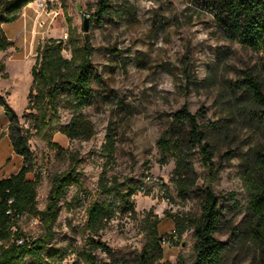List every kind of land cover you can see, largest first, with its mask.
Returning <instances> with one entry per match:
<instances>
[{
    "label": "rangeland",
    "instance_id": "rangeland-1",
    "mask_svg": "<svg viewBox=\"0 0 264 264\" xmlns=\"http://www.w3.org/2000/svg\"><path fill=\"white\" fill-rule=\"evenodd\" d=\"M100 1L45 0L44 10L35 1L16 22L0 24L11 43L0 50L4 66L0 98L29 138L33 154L29 177L41 179L39 209H45L52 177L68 171L72 157L81 175V187H70L60 202L54 239L48 245L61 254L52 258L44 254L46 264L72 263L69 251L78 254L87 247L85 211L105 199L99 188L102 179L108 186L137 191L131 199L134 212L124 213L118 205L96 237L113 255L97 251L99 261L135 264L154 230L170 238L174 232L178 235L177 222L185 227L199 217L205 191L211 188L222 217L217 239L225 248L224 264H264L248 231L249 180L257 155L264 153V106L249 82L256 83L264 96V53L227 40L201 0H111L107 15L98 22L93 17ZM71 33L81 40L90 38L92 62L102 84L93 86L95 102L83 111L96 135L89 141H71L56 133L53 142L63 149L58 151L35 136L25 116L39 48L49 39L61 40L64 56L70 59ZM183 107L200 113L213 165L207 168L200 151L193 150L187 160L193 169L180 190L176 161L165 160L158 143ZM71 119L69 111L61 112L63 125ZM8 129L9 120L0 107V140ZM149 179L162 181L155 187L158 194L139 191ZM21 226L30 230L26 221ZM34 231L45 234L42 228ZM194 247V232L186 229L164 246L163 259L156 264H176L179 257L191 264Z\"/></svg>",
    "mask_w": 264,
    "mask_h": 264
},
{
    "label": "trees",
    "instance_id": "trees-1",
    "mask_svg": "<svg viewBox=\"0 0 264 264\" xmlns=\"http://www.w3.org/2000/svg\"><path fill=\"white\" fill-rule=\"evenodd\" d=\"M36 0H0V24H11L17 21L23 10ZM111 0H101L97 13L93 18L101 22L107 15ZM204 9L214 18L224 37L237 42L243 47L258 53H264V0H201ZM91 18L90 20H93ZM71 58L64 56V43L61 40L49 39L39 48L36 62L31 70L32 86L28 97L26 111L29 112L28 122L35 131V136L58 151L63 149L53 142V136L59 133L69 140L89 141L96 131L93 123L83 113L95 102L93 86L101 85L102 78L95 71L92 57L94 48L86 35L82 40L71 33L69 41ZM11 47L7 37L0 27V50ZM4 66H0V73ZM4 79L7 76L3 77ZM249 87L264 106V96L260 87L253 81ZM9 120V138L16 155L23 158L21 170L8 179L0 180V264H46L44 254L50 258L60 256L57 249H50L49 243L54 239V227L59 217L60 202L65 198L70 187H81V175L77 171V162L72 157L71 165L65 173L52 177V186L44 210L39 209L38 190L41 179H27L33 169V154L29 148V138L20 126L19 119L0 98ZM69 111L72 119L68 125H63L61 112ZM200 113L192 114L186 107L173 115L169 128L159 140V148L163 158L172 157L176 161L175 176L180 190L186 183V175L192 172V165L187 160L191 152L198 149L204 165L211 168L213 155L205 143L206 136L199 125ZM111 143V142H110ZM104 200L92 203L86 210L88 221L85 231L89 233L87 247L78 251L81 263L78 264H113L99 261L95 252L111 254L105 244L96 237L106 228L107 222L115 215L118 205L123 212H134L131 203L137 188L128 191L120 190L118 186H108L103 179L99 184ZM250 211L252 222L249 224V235L258 245L264 257V153L256 157L251 178ZM111 198L114 201H110ZM84 200H86L84 198ZM10 201H12L10 203ZM83 199L80 198L82 203ZM12 210L15 215L35 218L45 231L31 247L18 246L16 239L23 236L21 229L12 232L17 227V219L12 220L7 212ZM187 226L177 222L178 236L186 229L193 230L195 247L194 259L191 264H224L225 248L217 239L222 225L219 202L211 188L205 191L201 206V215L187 221ZM154 228V227H153ZM163 237L153 231L150 238L136 257L135 264H156L163 259ZM155 255V256H154ZM63 260V257H60ZM115 264V262H114ZM176 264H188L184 257H179Z\"/></svg>",
    "mask_w": 264,
    "mask_h": 264
},
{
    "label": "built area",
    "instance_id": "built-area-1",
    "mask_svg": "<svg viewBox=\"0 0 264 264\" xmlns=\"http://www.w3.org/2000/svg\"><path fill=\"white\" fill-rule=\"evenodd\" d=\"M36 4H37V7L41 10H44L46 8L45 0H36ZM66 39H67V36H66ZM162 185H163V183L159 179H149L148 183H146L145 185L140 187L139 191L142 193H147L151 189L152 190V191H150L151 193H155V194L157 193L158 194V190L155 187L162 186ZM160 195L165 196V193L162 192V193H160ZM37 201L39 202V198L37 199ZM166 201H169V198H167ZM11 202L12 201H10V203ZM82 206L83 205H81V207ZM85 213H86V211H85ZM7 215L10 216V218L12 220L17 219V221H18L17 227H14L12 229V232L15 233L17 230L21 229V232L23 233V236L16 239V244L18 246L31 247L33 245V243L38 241V239L40 238L41 235L38 234L36 231H34L35 229L41 228L40 227L41 225H40V222L38 219L27 218L26 216L15 215L12 210H9L7 212ZM24 221H26L27 226L29 227L30 230L27 231V229L22 228L21 223H23ZM177 239H178V235H177V233L174 232V233H172V235H170V238L164 237L162 239V245H163V247L167 246L170 244V240L176 241ZM77 255H78L77 252L75 253L74 250H70L69 251V257H70V259H72L74 261L72 263L66 262L64 264H78V256Z\"/></svg>",
    "mask_w": 264,
    "mask_h": 264
},
{
    "label": "crops",
    "instance_id": "crops-1",
    "mask_svg": "<svg viewBox=\"0 0 264 264\" xmlns=\"http://www.w3.org/2000/svg\"><path fill=\"white\" fill-rule=\"evenodd\" d=\"M30 4L23 10V14L31 10ZM24 160L22 157L16 155L14 152L9 134H7L0 140V180L8 179L16 175L23 167ZM27 179L34 180L27 176Z\"/></svg>",
    "mask_w": 264,
    "mask_h": 264
},
{
    "label": "water",
    "instance_id": "water-1",
    "mask_svg": "<svg viewBox=\"0 0 264 264\" xmlns=\"http://www.w3.org/2000/svg\"><path fill=\"white\" fill-rule=\"evenodd\" d=\"M85 31H88V29H87V21H85Z\"/></svg>",
    "mask_w": 264,
    "mask_h": 264
}]
</instances>
